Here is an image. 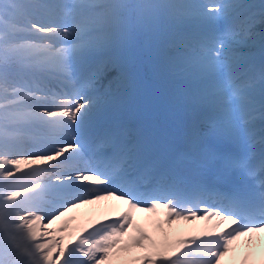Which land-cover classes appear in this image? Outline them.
Here are the masks:
<instances>
[{"label": "snow or ice", "instance_id": "6c2138e0", "mask_svg": "<svg viewBox=\"0 0 264 264\" xmlns=\"http://www.w3.org/2000/svg\"><path fill=\"white\" fill-rule=\"evenodd\" d=\"M251 7L223 0H0V264H113L132 248L143 252L136 264H223L235 242L264 234V153L258 174L252 90L240 91L239 104H218L206 125H187L177 148L163 129L130 127L117 114L130 86L127 59L117 50L133 35L195 18L199 33L191 40L177 35V47L201 68L231 71L233 48L252 34L256 17L242 12ZM65 8L71 11H57ZM259 8L264 24V3ZM259 82L264 120V67ZM48 195L51 204L42 202ZM101 201L164 209L170 225L212 220L213 227L162 248L132 211L85 225L86 235L70 231V220L52 229L74 209Z\"/></svg>", "mask_w": 264, "mask_h": 264}, {"label": "rangeland", "instance_id": "374dc122", "mask_svg": "<svg viewBox=\"0 0 264 264\" xmlns=\"http://www.w3.org/2000/svg\"><path fill=\"white\" fill-rule=\"evenodd\" d=\"M42 3H51V4H75L79 2H88V0H41ZM156 2H163V3H199L203 4L206 3L203 0H156ZM223 2H230V3H243L247 5H252L253 7L249 8L248 10H242L243 15L247 16L250 14H254L255 24L252 28V34L249 37V45L251 46L246 51H243L241 55H235L238 49H240L239 46L234 47L231 56L236 58V62L240 61L243 63L240 65L239 63L235 64V66H239L236 69H232L231 71L227 70H216V71H210L204 68H201L197 64L191 62L188 58L190 56V52L187 48H180L177 47V44H175V47L173 44L169 45L167 47L168 53V66L166 72V78H177L180 74V72L183 71L187 72V80L189 83H192L193 80H198L196 82L197 89L199 90L197 95L195 96V101H191L190 91L191 86L184 87L183 90H169L167 86L164 84V77L161 79H155V77L158 74H162L160 71L163 69V65H158L155 63L154 60L157 58H161L160 55H158L155 51H150L148 56L145 57H139V63L137 72L136 70H133L135 74L138 73V82L137 87L139 89V94H144L145 96L141 100V103L145 105H148L146 109L144 110L148 116L154 118L157 121L158 126L160 125V128L165 131V133L168 135L169 138H173L176 133L184 126V122L181 119V109L184 107H190L193 106L196 108V113L198 115H201L202 113H205L207 115V119H195L194 121L200 122L202 124H207L208 121L215 115L218 109V104L227 102L228 104L236 105L240 103V96L238 94H234V88L235 86L239 85L240 82L243 80H239V82H236L238 79L243 78V76L249 75L251 73V69H256L257 72L254 74L256 76L251 81L247 82L243 85V90H252L253 93L251 99L254 103L257 111L253 113V118L250 121L249 128L252 132L253 136H261L264 137V120L260 118L259 115V103H260V97H257L260 95V82H259V75L262 69V62H264V48L261 47L260 44V33L264 32V24H261L260 22V8L259 5L264 3V0H223ZM168 23H171L170 21H166ZM186 26H190V32H185V37L191 40L192 37L196 36L200 31V26L195 18H193L190 22L183 24ZM192 27V28H191ZM167 38V37H166ZM153 44V43H151ZM159 47H162V45H158ZM128 49V47L125 48V50ZM174 49H177V52H173ZM262 49V51L260 50ZM122 56H127L125 53ZM130 58V57H129ZM133 58H130V60L127 62V66H132ZM175 60V63H172V61ZM259 63V65H257ZM186 65H191L194 68L198 69V73L194 74L193 71L188 72L190 69ZM256 66V67H253ZM140 67V69H139ZM197 69H195L197 71ZM139 70V71H138ZM233 71H237L239 78L232 77L231 73ZM231 78V79H229ZM224 81L225 83H223ZM232 82L233 88L229 89V84ZM134 91V88L131 90H127V96ZM138 94V95H139ZM204 94H214L215 99L214 100H201L199 99L200 96ZM236 95V96H235ZM122 99L117 107V114L122 112L123 109V103L124 100ZM190 104V105H187ZM194 108H188L193 116ZM180 110V111H179ZM193 121H189L191 123ZM189 125V124H188ZM177 139V137H176ZM180 139V137H179ZM256 146L259 148L264 147V143L259 141L253 142ZM177 143L172 140L171 145L169 147L173 148L174 145ZM252 144V148L253 145ZM255 146V147H256ZM255 151V149H252ZM54 200V197L52 195H48L42 198L43 203L51 204ZM95 205L87 207L84 206L82 208V213L84 214L83 217H80L78 219H75V216L68 214L67 217L62 218L61 221H57L56 224H54L53 229H56L59 226H62L64 220H70L71 226L70 231L74 232H82L80 231L85 225L91 226L93 224H96L97 221H105L106 218H104L103 215L96 216L95 214ZM191 207V206H188ZM90 208V209H88ZM109 207H106L108 209ZM88 209V210H87ZM110 209L109 212H104L107 216L118 218L120 216V213L122 211H129V208L127 206H122L112 210ZM90 211V212H89ZM148 212V211H146ZM149 215V221L145 223V221L136 220L137 223L143 227L146 231L149 232V234L153 237V242L157 247H164L166 244L174 243L176 240L179 239H189L190 237L186 235L185 233H181V231H178V222L177 221L173 224L167 223V216L162 215L157 210L156 213L148 212ZM111 220V219H110ZM169 226L172 227V229H169ZM57 238H59V233H56L54 231ZM86 234V232H83ZM242 244H250L252 247L254 246V242H244L237 246L240 250L245 247V245ZM233 249L235 247L233 246ZM238 249V250H239ZM256 262L252 264H257V260L263 258V255L258 254V251L262 249V245H256ZM143 256V252L139 249L132 248L127 252H122L118 256H116L113 260V264H136L137 260ZM261 257V258H259Z\"/></svg>", "mask_w": 264, "mask_h": 264}, {"label": "bare ground", "instance_id": "6f19581e", "mask_svg": "<svg viewBox=\"0 0 264 264\" xmlns=\"http://www.w3.org/2000/svg\"><path fill=\"white\" fill-rule=\"evenodd\" d=\"M57 11L60 14H62V15L68 13V12H66L63 9H58ZM250 47L251 46L249 44H247L246 46L240 47V49L237 50V52L234 54V56L235 55L236 56L237 55L238 56L241 55L243 53V51H246ZM237 63H239L240 65L243 64L240 61H237V62L234 63L233 68H235V64H237ZM236 77L239 78V75L236 76ZM186 201H187L186 199H182L179 196L177 197V202L180 203L184 207H188V206L185 205ZM93 205H95L94 209H95L96 216L103 215L104 218H107L106 214H107V212L110 211L111 208H113L112 210H114L117 207L119 208L120 205L127 206V205H123L119 201H101V202H98V203H95V204L87 205V207H90V206H93ZM106 207H109V208L106 209ZM82 208L83 207L78 208V209H74L70 214L75 216V219L83 217L84 214L82 213ZM188 208H191V207H188ZM88 209H90V208H88ZM90 211H91V209H90ZM103 211L106 212V214ZM130 211H132V213L135 216L136 220H139V222L140 221H145V223H147L149 221V216H150L149 214L150 213L146 212V210L137 211V210L130 209ZM158 211L162 215L166 214V211L164 209H158ZM112 218L113 217H109L107 219L110 220ZM181 221L182 222H178L177 223L178 224V229L177 230L181 231V233H185L186 235H189L190 237L193 234H196L198 232L211 229L213 227V221L212 220H207V221L206 220H194V221H192V220H189V221L181 220ZM53 226L54 225H52V229H53ZM169 229H172V227L169 226ZM52 235H55L54 231L52 232ZM249 239H250L249 237H242L239 241L235 242L234 245H233L235 247V249H233V251L230 253V255L225 258V261L223 262V264H240L239 260H240L241 256L245 255V253L243 251L244 248L240 250L239 248H237V246L239 244H241V243L249 242L250 241ZM252 240L254 242V246L253 247L250 244H246L245 245V248H248V252L247 253H249V255L247 256V259L245 261V264H246V262H247V264H251V263H253L255 261V258H256L255 246L256 245H262V249L258 251V254L264 255V234H256L255 238L252 239ZM259 258H261V257H259ZM260 261H261V259H258V262H260Z\"/></svg>", "mask_w": 264, "mask_h": 264}, {"label": "trees", "instance_id": "16d2710c", "mask_svg": "<svg viewBox=\"0 0 264 264\" xmlns=\"http://www.w3.org/2000/svg\"><path fill=\"white\" fill-rule=\"evenodd\" d=\"M160 30H162V32L165 33V30H164V29L162 28V26H160V25H159L158 28L155 29L154 31H155V32H158V31H160ZM148 32H150V31H144V33H148ZM158 37H159V36H158Z\"/></svg>", "mask_w": 264, "mask_h": 264}]
</instances>
